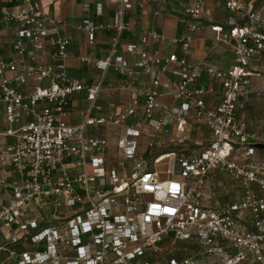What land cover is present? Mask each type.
Segmentation results:
<instances>
[{"label":"built area","instance_id":"built-area-1","mask_svg":"<svg viewBox=\"0 0 264 264\" xmlns=\"http://www.w3.org/2000/svg\"><path fill=\"white\" fill-rule=\"evenodd\" d=\"M117 1L110 22L86 17L73 25L87 33L90 44H95L98 30L117 32L105 58L83 61L103 71L113 69L135 93L119 113L92 117L87 113L95 107L102 84L89 85L69 75L71 39L62 31L69 22L45 13L36 0H0V32L15 27L13 53L0 56V104L6 119L0 123V165L14 168L20 177L12 183L10 197L0 198V227L9 228L0 254H8L15 264H264V161L255 157L264 138L237 115L245 108L242 99L253 78L264 76L252 65L253 60L264 65V0H220L234 15L229 29L211 27L214 43L234 49V62L226 70L209 62L206 53L198 63L187 57L201 28L205 0L186 8L183 35L169 39L158 28L142 31L143 44L169 42L182 54L129 44L131 58L119 45L125 31H136L137 21L126 18L130 0ZM84 8L90 11V3ZM160 14L154 10L155 16ZM204 73L221 84L217 106L206 100L214 88L199 84ZM165 74L178 78L167 92L177 105L162 101L158 87ZM141 75L151 77L147 87L137 85ZM82 91L91 105L82 112V122L69 123L72 99ZM192 117L211 131L204 150H173L153 161L138 155L143 133L139 121L166 133L174 127L175 136L185 142ZM98 124L124 127L118 150L122 166L134 163L130 175L121 177L117 169L106 168L107 137L87 135L88 127ZM9 137L14 141H7ZM218 170L233 176L240 198L204 205L206 181ZM47 214L50 223L43 226ZM30 229L36 230L29 237L33 247L18 251L15 245ZM164 241L173 246L195 243L199 257L172 256L159 263Z\"/></svg>","mask_w":264,"mask_h":264},{"label":"crops","instance_id":"crops-1","mask_svg":"<svg viewBox=\"0 0 264 264\" xmlns=\"http://www.w3.org/2000/svg\"><path fill=\"white\" fill-rule=\"evenodd\" d=\"M206 8L203 16L200 20L201 28L195 33V38L191 43V47L187 52L188 59L193 63H198L203 60L205 53L207 54L208 61L217 66L221 70L229 69L234 62L235 54L231 45L224 42L214 43L216 32L212 31L211 27L214 25H221L225 29H229L234 20V15L226 8L224 2L220 0H205ZM40 8L50 16L64 18L69 22L67 27L63 28V33L68 35L71 39L69 47L70 56L67 59V70L71 77L81 80L89 85L102 84V90L99 97L95 101V107L91 112H88L92 117H110L119 113L131 104L132 98L135 93L124 87L127 83L123 76L119 75L113 69L103 71L95 65L88 64L83 61L84 57H92L97 59L105 58L110 50L114 37L116 36L113 30H98L96 33L95 44H90L89 38L86 32L78 31L73 27L74 23L81 21L83 18L89 17L94 21L100 20L103 23H108L114 16L115 9L118 7L119 1L117 0H36ZM196 2V0H130L131 6L127 10V20L135 19L137 21L136 31H125L121 35L119 50L127 57L131 58L127 48L129 44L135 45L138 49L143 50H162L163 54H169L174 51L181 50L178 45L166 42L155 44H143L141 41L142 31L145 29L158 28L161 32L169 38H175L183 35L185 32V10L188 6ZM90 3V11H86L84 5ZM140 3H144V7L140 6ZM101 4V6H98ZM101 8V15H96L97 9ZM161 10L160 16L154 15V10ZM14 26H8L2 29L0 32V56L9 57L13 53L14 44ZM170 41V40H169ZM254 67L259 68L264 75V65L257 60L252 61ZM161 85L158 90L164 93L162 101L168 106L177 105L178 102L168 95L169 86L171 82H175L178 78L175 75H161ZM151 82V77L148 75H141L137 79V85L139 87H147ZM199 84L205 86H212L214 92L206 96L209 106H217L222 100L221 84L219 81L211 78L207 73H204L199 79ZM264 90V76L254 77L251 91L242 99L245 102V108L238 109V117L245 118L248 124V128L251 131L258 133L264 138V97L262 91ZM141 103L145 99L140 98ZM91 105L87 99L86 91H82L74 95L72 103L69 107V112L66 116V120L69 123L77 124L83 121L85 115H82L83 111H86ZM86 114V115H87ZM139 114H142L140 110ZM194 117L190 118V126L188 131V140L181 142L183 144L178 145V150L189 149L193 152H199L206 148V145L210 139L211 131L209 127L198 126L194 122ZM135 123L133 118L129 119V123ZM0 123L6 124L4 116V107L0 104ZM138 125L143 133L138 137V149L139 156H145L146 148L141 147V138L148 136L151 138L162 137L164 134L169 135L176 130L173 127L170 132L156 131L154 128L138 122ZM91 127V130H88ZM87 129L88 136H102L107 137L108 147L104 154L105 166L108 169H117L121 177L130 175L126 171L118 169V163H120V152L118 150L119 135L124 132V127L111 128L108 125L98 124L91 125ZM93 129V130H92ZM173 130V131H172ZM176 137V136H175ZM7 141L13 142L14 138L9 137ZM149 140L147 146L152 143ZM179 141V139H178ZM154 142V141H153ZM156 143V142H155ZM150 146V145H149ZM146 157V156H145ZM255 157L264 161V145L256 147ZM90 169V168H89ZM222 171V170H221ZM126 175H125V174ZM131 173V172H130ZM214 177H217V172ZM19 174L12 167H4L0 165V198L7 199L10 197L11 185L15 181L19 180ZM210 181V180H209ZM206 182L204 187V195H208L213 204L204 203L207 206H220L240 198L241 187L236 184L237 191L234 193H228L226 198L217 202V198H213L211 187L216 188V183L211 185ZM235 188V187H234ZM32 216V215H31ZM30 217V215H29ZM47 219L50 218V214L46 215ZM50 223H43V226H47ZM8 227H0V243L6 242L5 235L9 233ZM16 230V227L14 228ZM36 230L30 229L24 238L19 241L15 246L18 251H23L27 248H32L33 244L29 241L30 234L35 233ZM18 233L23 236L21 232ZM14 259L8 258V254H0V264H14Z\"/></svg>","mask_w":264,"mask_h":264},{"label":"rangeland","instance_id":"rangeland-1","mask_svg":"<svg viewBox=\"0 0 264 264\" xmlns=\"http://www.w3.org/2000/svg\"><path fill=\"white\" fill-rule=\"evenodd\" d=\"M91 130V127L88 129ZM93 130V129H92ZM173 131V130H172ZM174 133H170L169 135H163L162 137H156L151 138L146 136L141 138V147L146 148V154L145 158L152 160L163 153L178 150L176 147L181 143L178 141V138L173 135ZM149 140H152L153 146H147ZM154 141V142H153ZM156 142V143H155ZM261 146V145H258ZM132 161H125L124 166H122L120 163H118V169L122 171H126L130 174L132 172ZM160 169H163L164 166H160ZM210 180V181H209ZM208 184L211 185L212 183H216V188L213 186L211 187V192L213 193V198H217V202H220V200H223L226 198L227 190H230L228 193H234L237 191L236 189V180L233 178L231 174H229L226 171H217V177H210L207 179ZM206 181V182H207ZM235 187V188H234ZM208 195H204L203 200L206 204H213ZM162 252L158 256V261L164 262L169 257H176V258H185V257H199L198 253L200 252V247L192 242H179L176 246L170 245L168 241H164L161 245ZM15 264V262H14Z\"/></svg>","mask_w":264,"mask_h":264},{"label":"trees","instance_id":"trees-1","mask_svg":"<svg viewBox=\"0 0 264 264\" xmlns=\"http://www.w3.org/2000/svg\"><path fill=\"white\" fill-rule=\"evenodd\" d=\"M124 34V33H123Z\"/></svg>","mask_w":264,"mask_h":264}]
</instances>
